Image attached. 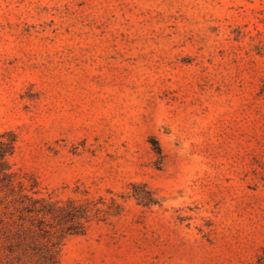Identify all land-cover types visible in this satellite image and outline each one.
<instances>
[{
    "label": "rangeland",
    "instance_id": "1",
    "mask_svg": "<svg viewBox=\"0 0 264 264\" xmlns=\"http://www.w3.org/2000/svg\"><path fill=\"white\" fill-rule=\"evenodd\" d=\"M2 136L57 264H259L264 0H0Z\"/></svg>",
    "mask_w": 264,
    "mask_h": 264
},
{
    "label": "trees",
    "instance_id": "2",
    "mask_svg": "<svg viewBox=\"0 0 264 264\" xmlns=\"http://www.w3.org/2000/svg\"><path fill=\"white\" fill-rule=\"evenodd\" d=\"M14 150V141L7 143L6 137L2 136L0 139V190L8 189L10 191V196L15 195V189L12 179L13 173H9L10 167L8 164V158L14 154ZM157 150L160 154L161 150L159 147H157ZM6 197L9 196L7 195ZM27 198L28 196H21L16 198L13 202H10L13 206L12 210L10 204H4V208L6 210L5 216L8 215V221L6 222V219H4L0 222L11 227H17L16 230L7 237V242L10 244L9 247L14 250H21L25 257L32 260L37 259L40 264H57L54 258L53 249L49 248L42 253L41 251L43 249L40 245H37L36 242L31 240V238L28 239V232L31 231V227L34 226V222L36 221L35 216H38V214L44 211V209L38 210L36 205L39 203V200H32V198H28L30 201V204L28 205L26 203ZM70 215L73 218L77 216L74 214ZM65 218L67 220V212L65 214ZM26 223L30 225L28 229L25 226ZM69 231L73 232V229H69ZM258 263L264 264V255L259 258Z\"/></svg>",
    "mask_w": 264,
    "mask_h": 264
}]
</instances>
